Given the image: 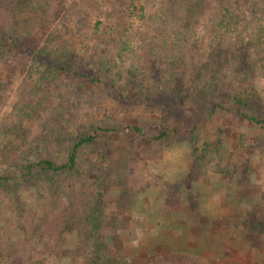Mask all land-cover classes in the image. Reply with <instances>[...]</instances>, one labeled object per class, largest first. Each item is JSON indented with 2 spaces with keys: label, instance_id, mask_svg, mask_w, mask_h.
<instances>
[{
  "label": "rangeland",
  "instance_id": "374dc122",
  "mask_svg": "<svg viewBox=\"0 0 264 264\" xmlns=\"http://www.w3.org/2000/svg\"><path fill=\"white\" fill-rule=\"evenodd\" d=\"M19 1L18 32L49 54H0V244L24 241L20 208L43 226L10 264H85L72 251L85 239L91 257L97 235L106 264L178 252L264 264V0ZM65 56L66 71L46 79ZM239 93L261 125L238 114ZM218 103L226 151L203 164L196 145L215 138ZM58 118L73 137L100 130L80 148L82 183L62 180L48 197L25 166L65 162L69 142L46 135ZM85 215L92 237L71 229Z\"/></svg>",
  "mask_w": 264,
  "mask_h": 264
},
{
  "label": "trees",
  "instance_id": "16d2710c",
  "mask_svg": "<svg viewBox=\"0 0 264 264\" xmlns=\"http://www.w3.org/2000/svg\"><path fill=\"white\" fill-rule=\"evenodd\" d=\"M1 3L4 4L5 9H3L2 4L0 3V54L6 57L10 52L22 53V52H32L37 54L40 57H45L49 53L44 50H39L38 46L33 38L29 35H23L17 30V10L14 5L16 2V6L19 8L20 5L17 3L19 0H0ZM25 4L32 5L33 7H37L34 5V2L42 3V0H23ZM255 46L258 48V54H264V37H257V41ZM242 50H240L241 52ZM55 60H51L52 64L49 66L46 71V79H48V74L54 75L58 70L66 71L65 68L68 65V58L60 57L54 58ZM176 91L181 90L179 88H175ZM243 95L239 93L235 96V101L237 103V112L239 115L244 118L253 121L254 123L261 125V120L256 118L255 116H249L247 113L243 111L244 100ZM29 106H26L24 110L21 111L18 117L17 125L20 126L24 121L25 117L28 116L27 110ZM221 111H225V107L222 103H218L213 106L208 120L212 122V134H214V139H204L202 143L197 141L196 149L199 151L200 156L202 158L203 164L209 163L211 159V154H215L219 161H223V157L225 154V146L223 139V131L221 126L215 117L221 114ZM138 133H141V130L137 127L134 128ZM87 134H84L82 137H73L71 133L67 131L66 122L63 118H58L56 123L54 124L51 130L46 131L47 137L50 139H61L62 141L69 142L70 150L68 152L67 158L64 163L57 165L49 158H41L38 161L27 164L25 169L28 173H32L33 170H37L39 175L36 177L37 183L47 190L48 197L50 194H54L56 185L59 184L62 180H71V183L79 185L82 183V172L79 169V159H80V148L83 146L91 147L93 146L94 141L97 137V132L100 128L96 125H90L86 128ZM178 131V127H174L172 129L165 128L161 133L157 134L154 139L162 140L165 137L175 134ZM4 181L8 182L7 179L4 178ZM19 217L23 222L20 223L19 227L24 232V241L22 243H10L4 242L0 244V255L1 257H6V261L4 264L11 263V252H19L21 254H25L29 250V246L36 239V236L40 233L43 226L41 224L34 223V215L31 211H28L24 208H20ZM97 219L92 215L80 216V218H76L72 220V228L73 230H77L78 233H81V230H84L89 234V237H92L96 234L97 228ZM63 223V220L61 221ZM85 237V236H84ZM82 243V247H80L76 251H72L79 259L85 261V264H106L107 257L105 254L106 246L102 241L100 236H96L95 240V249L94 253L91 257L88 256L87 249L90 245V242L85 241ZM88 240V239H87ZM65 254L69 253L67 250L64 251ZM10 257V258H9ZM1 263V259H0ZM145 264H218L216 261L202 257L200 255L191 254L188 252H178V253H169L164 255H158L150 259Z\"/></svg>",
  "mask_w": 264,
  "mask_h": 264
}]
</instances>
